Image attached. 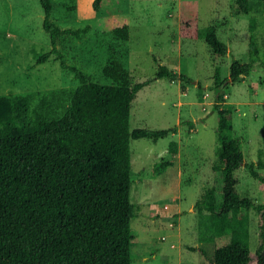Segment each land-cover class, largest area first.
Listing matches in <instances>:
<instances>
[{
  "label": "rangeland",
  "instance_id": "374dc122",
  "mask_svg": "<svg viewBox=\"0 0 264 264\" xmlns=\"http://www.w3.org/2000/svg\"><path fill=\"white\" fill-rule=\"evenodd\" d=\"M183 1L197 2L199 28L215 27L228 49L224 57L214 56L203 40L179 37ZM246 1L247 14L237 0H115L114 7L100 13L92 11V0H52L54 24L62 30L86 28L79 39L71 35L59 39L64 62L91 76L94 83L109 86L112 82L102 70L117 60L132 84L150 82L131 104L130 130L175 129L157 142L130 141L131 166L137 174L130 188L135 206L131 264H211L214 251L230 241V236L208 232L207 213H198L194 205L211 188L216 189L217 203L222 201L220 175L213 171L219 164L217 113L212 110L216 84L227 80L220 107L233 112L232 135L240 140L244 162L264 163V0ZM109 17L127 19L128 41L117 40L104 29ZM42 18L39 0H0V97L37 96L78 86L57 58L36 65L37 58L50 50ZM251 26L259 51L254 62L248 53ZM232 61L251 66L235 84L229 80ZM159 65L191 83L156 80ZM160 164H165L161 172L156 168ZM235 178L239 197L257 202V182L243 166ZM244 216L254 251L256 213Z\"/></svg>",
  "mask_w": 264,
  "mask_h": 264
},
{
  "label": "trees",
  "instance_id": "16d2710c",
  "mask_svg": "<svg viewBox=\"0 0 264 264\" xmlns=\"http://www.w3.org/2000/svg\"><path fill=\"white\" fill-rule=\"evenodd\" d=\"M42 29L48 35L49 52L36 65L55 57L63 70L78 81L75 88L37 96L0 97V264H131L134 246L131 222L135 206L130 188L137 174L131 166L130 141L157 142L175 129L130 130L131 104L149 81L132 84L128 72L117 60L102 70L112 85H98L91 76L68 66L58 51L64 35L80 38L83 30H62L51 21L52 0H39ZM241 11L249 12L246 0H237ZM115 0H92L91 9L112 8ZM104 29L122 42L128 41L126 18L109 17ZM214 26L201 30L196 1H183L179 13V37L203 40L214 56L224 57L227 46ZM248 53L258 57L255 28L251 26ZM249 64L232 61L229 80L235 84L250 71ZM156 80L183 76L159 65ZM214 87L217 113L216 152L220 175L221 203L215 188L195 202L198 213L206 212V226L213 236H230L217 248L211 264H264V163L244 162L240 140L232 135V110L223 109L221 89ZM165 164L157 165L163 171ZM243 166L257 182V202L240 198L235 171ZM256 213L257 245L250 247L244 214ZM204 255L203 251H200Z\"/></svg>",
  "mask_w": 264,
  "mask_h": 264
}]
</instances>
